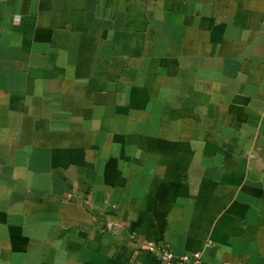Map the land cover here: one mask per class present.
Returning a JSON list of instances; mask_svg holds the SVG:
<instances>
[{
	"label": "crops",
	"instance_id": "crops-1",
	"mask_svg": "<svg viewBox=\"0 0 264 264\" xmlns=\"http://www.w3.org/2000/svg\"><path fill=\"white\" fill-rule=\"evenodd\" d=\"M264 264V0H0V264Z\"/></svg>",
	"mask_w": 264,
	"mask_h": 264
},
{
	"label": "built area",
	"instance_id": "built-area-1",
	"mask_svg": "<svg viewBox=\"0 0 264 264\" xmlns=\"http://www.w3.org/2000/svg\"><path fill=\"white\" fill-rule=\"evenodd\" d=\"M147 248L154 252L160 264H199L200 252L192 251L181 255H175L172 250L166 245H156L148 243Z\"/></svg>",
	"mask_w": 264,
	"mask_h": 264
}]
</instances>
